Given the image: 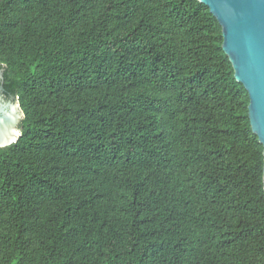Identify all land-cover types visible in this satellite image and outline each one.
<instances>
[{
	"label": "trees",
	"instance_id": "16d2710c",
	"mask_svg": "<svg viewBox=\"0 0 264 264\" xmlns=\"http://www.w3.org/2000/svg\"><path fill=\"white\" fill-rule=\"evenodd\" d=\"M199 0H0V264H264V147Z\"/></svg>",
	"mask_w": 264,
	"mask_h": 264
},
{
	"label": "water",
	"instance_id": "95a60500",
	"mask_svg": "<svg viewBox=\"0 0 264 264\" xmlns=\"http://www.w3.org/2000/svg\"><path fill=\"white\" fill-rule=\"evenodd\" d=\"M222 27L225 54L249 95V119L264 147V0H199ZM0 70V148L18 142L25 115L17 97L6 98Z\"/></svg>",
	"mask_w": 264,
	"mask_h": 264
},
{
	"label": "rangeland",
	"instance_id": "374dc122",
	"mask_svg": "<svg viewBox=\"0 0 264 264\" xmlns=\"http://www.w3.org/2000/svg\"><path fill=\"white\" fill-rule=\"evenodd\" d=\"M20 126V125H19Z\"/></svg>",
	"mask_w": 264,
	"mask_h": 264
}]
</instances>
